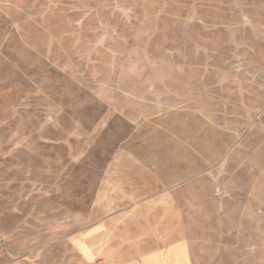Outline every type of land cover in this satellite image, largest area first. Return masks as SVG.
<instances>
[{
  "label": "rangeland",
  "instance_id": "obj_1",
  "mask_svg": "<svg viewBox=\"0 0 264 264\" xmlns=\"http://www.w3.org/2000/svg\"><path fill=\"white\" fill-rule=\"evenodd\" d=\"M142 164L193 264H264V0H0V264L125 260Z\"/></svg>",
  "mask_w": 264,
  "mask_h": 264
},
{
  "label": "crops",
  "instance_id": "obj_2",
  "mask_svg": "<svg viewBox=\"0 0 264 264\" xmlns=\"http://www.w3.org/2000/svg\"><path fill=\"white\" fill-rule=\"evenodd\" d=\"M139 168L134 179L129 181L131 188L128 193L134 195L132 200L135 201L128 202L122 209L136 210L140 207L139 201H142V213L149 219L143 227L139 228L138 225L142 233L139 238L132 241L133 243H126L120 237L112 239L103 236L99 241L108 242L109 247L106 246L107 248L100 250L99 253L127 255L125 260L112 264H193L190 247L184 235L185 214L182 212L184 208L177 198L167 191L175 185L176 177L173 176L170 181L156 176L147 181L146 166L142 164L138 166ZM170 208L177 210L173 219H169ZM171 224L173 226L170 228Z\"/></svg>",
  "mask_w": 264,
  "mask_h": 264
}]
</instances>
